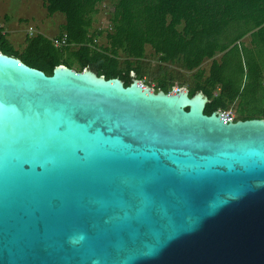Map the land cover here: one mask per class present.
Returning a JSON list of instances; mask_svg holds the SVG:
<instances>
[{"label":"water","instance_id":"obj_1","mask_svg":"<svg viewBox=\"0 0 264 264\" xmlns=\"http://www.w3.org/2000/svg\"><path fill=\"white\" fill-rule=\"evenodd\" d=\"M207 101L0 51V264H264V119Z\"/></svg>","mask_w":264,"mask_h":264},{"label":"trees","instance_id":"obj_2","mask_svg":"<svg viewBox=\"0 0 264 264\" xmlns=\"http://www.w3.org/2000/svg\"><path fill=\"white\" fill-rule=\"evenodd\" d=\"M104 1L112 6L109 25L94 28L97 5ZM43 5L49 16L63 14L64 23L54 37L65 33L67 44L56 47L51 38L36 33L26 35L18 51L0 28L3 54L47 75L64 65L118 78L125 86L152 76L154 91L168 92L186 83L189 96L202 92L208 98L205 114L227 110L236 102L234 120L264 119V107L258 104L240 112L241 95L249 93L254 102L264 96V0H44ZM103 32L106 41L98 43ZM246 35L261 48V56L246 46L240 48ZM146 46L158 58L154 73L145 60ZM168 64L184 73H173L165 67ZM186 73L190 82H184Z\"/></svg>","mask_w":264,"mask_h":264},{"label":"rangeland","instance_id":"obj_3","mask_svg":"<svg viewBox=\"0 0 264 264\" xmlns=\"http://www.w3.org/2000/svg\"><path fill=\"white\" fill-rule=\"evenodd\" d=\"M43 4L44 0H0V28L5 30L8 43L13 49L21 51L24 46L25 36L29 35L28 30L30 26L34 30V34L42 33L49 38L54 37L60 31L61 24L65 20L63 14L56 12L52 16H49ZM97 8L98 11L93 16V27L104 29L109 25L110 10L112 9L111 3L109 1L101 2L97 5ZM18 19H21V22H18V25L14 27ZM105 41V32H103L97 38V42L105 43ZM244 46L248 47L257 57L261 56V48L251 40L249 35L244 36L240 41V48ZM215 57L219 58L220 54H217ZM145 60L149 64L150 70H153V73L158 70V58L153 54L150 46H146ZM209 64L210 60H206L203 63V67L207 69ZM165 67L172 72L181 71L184 73V70L175 64H168ZM73 69L78 70L76 67H73ZM131 75L133 76V73ZM190 81L188 73H186L184 82ZM143 83L146 85L149 83V87L154 89L155 81L152 80V76L146 75ZM175 87L178 86L176 85ZM179 87H187V85L185 83V85ZM255 104L264 107V96L257 98V101L254 102L251 100L249 93H246L244 96L241 95L242 107L240 112L253 110ZM236 105L237 103L235 102L229 108V111L235 117L237 116Z\"/></svg>","mask_w":264,"mask_h":264},{"label":"built area","instance_id":"obj_4","mask_svg":"<svg viewBox=\"0 0 264 264\" xmlns=\"http://www.w3.org/2000/svg\"><path fill=\"white\" fill-rule=\"evenodd\" d=\"M28 34L29 35H34V30L32 29V27L30 26L29 27V30H28ZM3 32H5V30H3ZM52 39V43L54 44V46L56 47H60L62 45H66L67 42H66V34L63 33V35L60 37V38H57V37H51ZM142 81V80H141ZM143 82V81H142ZM144 84V83H143ZM146 85V84H145ZM149 86V85H148ZM175 88H179V87H175ZM222 113L225 115V116H229L231 118V120H234L235 116H233V114L231 113V111H229V109L227 110H222Z\"/></svg>","mask_w":264,"mask_h":264},{"label":"crops","instance_id":"obj_5","mask_svg":"<svg viewBox=\"0 0 264 264\" xmlns=\"http://www.w3.org/2000/svg\"><path fill=\"white\" fill-rule=\"evenodd\" d=\"M18 22H21V19H18V21L16 22V24L14 25V27L16 26V25H18ZM64 23V22H63Z\"/></svg>","mask_w":264,"mask_h":264}]
</instances>
